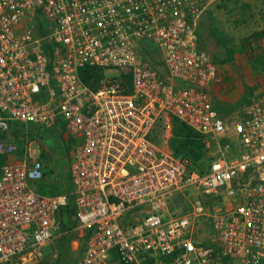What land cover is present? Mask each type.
Masks as SVG:
<instances>
[{
  "label": "built area",
  "instance_id": "1",
  "mask_svg": "<svg viewBox=\"0 0 264 264\" xmlns=\"http://www.w3.org/2000/svg\"><path fill=\"white\" fill-rule=\"evenodd\" d=\"M218 1L0 0V157L34 127L73 146L69 194L38 191L41 160L3 166L0 264L56 238L70 197L76 264H264V93L238 120L214 107L197 27ZM175 121L211 147L203 171L172 150Z\"/></svg>",
  "mask_w": 264,
  "mask_h": 264
},
{
  "label": "rangeland",
  "instance_id": "2",
  "mask_svg": "<svg viewBox=\"0 0 264 264\" xmlns=\"http://www.w3.org/2000/svg\"><path fill=\"white\" fill-rule=\"evenodd\" d=\"M259 33L263 36L253 41L251 47H246L245 40L253 39ZM197 35L200 47L211 55L222 78V83L214 87L211 95L214 107L230 121L243 118L247 106L264 93V0L218 1L200 18ZM11 140L16 145V152L8 161L41 160L46 173L50 174L52 170L51 180L59 184L57 194L68 191L73 146L58 128L34 127L28 137L14 134ZM208 232L202 235L205 241H208ZM62 235L59 227L51 242L13 259L10 264H60ZM66 238L71 239L70 244L68 240L65 242L66 262L76 264L83 254L84 241L77 242L78 235L75 234H68Z\"/></svg>",
  "mask_w": 264,
  "mask_h": 264
},
{
  "label": "trees",
  "instance_id": "3",
  "mask_svg": "<svg viewBox=\"0 0 264 264\" xmlns=\"http://www.w3.org/2000/svg\"><path fill=\"white\" fill-rule=\"evenodd\" d=\"M261 36H263V34L259 33V34L254 35L253 39H246L245 46L251 47V45L253 44V41L255 42L258 41L261 38ZM104 75L105 73H104V70L102 69H97L93 67H84L81 69V78L83 82L95 90L99 88L100 82L104 78ZM219 114L223 116L220 112ZM56 128H58L61 131V134L63 135L61 125H59ZM14 134L20 135V132L15 131ZM42 135L43 133H41V138H42ZM1 137L3 136H0V138ZM70 141L72 143V140ZM170 144L176 156H182L186 158L193 164L195 168H198L201 171H203L209 166V163L211 162V158L209 157V152L211 149H209V146L207 145L206 140L202 136H200L198 133L193 131L191 128L184 125L183 123L175 121L174 133L170 141ZM7 161H8V158L0 157V174L2 172L3 166L6 164ZM51 174H53L52 170L50 174L46 173L45 171L44 179L40 181L39 183H37L36 187L38 191L43 194L57 195V193H59L60 191V187L58 186L59 184L57 183V181L51 180ZM71 190L72 188H71L70 176H69L68 191L66 193L69 194ZM57 223L63 234L60 240V243H59V251L61 253L60 264L63 262L68 264L64 256L65 245H66L65 242L66 240H68L70 244L71 239L66 238V236L68 234H75L79 236L78 232L75 230V228L78 226V219L76 216V208H75L74 200L72 197H70L69 205L59 211L57 215ZM88 234L89 233H87V235Z\"/></svg>",
  "mask_w": 264,
  "mask_h": 264
},
{
  "label": "water",
  "instance_id": "4",
  "mask_svg": "<svg viewBox=\"0 0 264 264\" xmlns=\"http://www.w3.org/2000/svg\"><path fill=\"white\" fill-rule=\"evenodd\" d=\"M203 199L206 200L207 199V196H204Z\"/></svg>",
  "mask_w": 264,
  "mask_h": 264
}]
</instances>
